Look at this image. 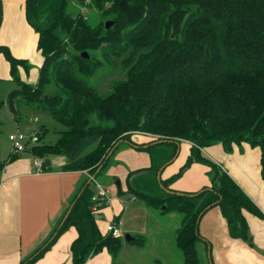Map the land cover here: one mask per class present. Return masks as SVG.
Instances as JSON below:
<instances>
[{"label":"trees","instance_id":"16d2710c","mask_svg":"<svg viewBox=\"0 0 264 264\" xmlns=\"http://www.w3.org/2000/svg\"><path fill=\"white\" fill-rule=\"evenodd\" d=\"M24 2L43 63L36 84H26L19 69L28 73V63L0 46L17 86L8 94V108L16 117L19 102L59 126L54 143L43 142L48 130L41 124L34 144L25 145L24 152L42 161V172L50 171L51 157L63 156L65 171L85 172L87 177L62 217L73 204L65 222L19 264H36L70 227L77 232L70 246L71 264H85L103 250L112 258L119 255V237L102 235L96 225L95 216L106 203L97 197L95 180L121 144L148 153L151 165L130 175V190L147 208L180 215L175 244L183 264H200L198 223L214 207L230 237L250 246L243 212L262 214L201 150L220 144L229 153L243 143L259 148L264 181V0ZM71 3L81 10L94 9L102 20L91 25L84 13L69 11ZM106 22L112 23L108 29ZM104 69L122 78L102 95L89 83ZM133 134L152 140L136 145ZM182 142L191 145L184 165L158 183L157 172L176 157ZM19 154L1 163L0 171ZM194 164L209 169L210 186L189 194L171 191L170 185ZM144 243L143 237L129 242L137 247Z\"/></svg>","mask_w":264,"mask_h":264},{"label":"crops","instance_id":"0c3cea01","mask_svg":"<svg viewBox=\"0 0 264 264\" xmlns=\"http://www.w3.org/2000/svg\"><path fill=\"white\" fill-rule=\"evenodd\" d=\"M0 4V46L7 47L14 58L33 66L28 73L19 69V75L26 84L35 85L43 58L37 49L38 35L25 19V2L0 0ZM9 69V64L0 54V81H11ZM151 140L150 136L143 134H133L131 137V141L136 145H145ZM190 146L187 142L179 145L176 157L160 168L161 180H167L179 171L189 155ZM201 152L241 188L262 217L243 212L251 237L249 246L241 240L231 238L219 208H211L198 223V233L203 240L198 243V249L204 254L207 264H264V181L261 176L260 149L243 143L233 146L231 152L227 153L217 144L204 148ZM27 154H19L16 160L6 164L0 171V264H19L41 247L62 221L70 201L87 177L85 172L65 171L63 168L67 159L63 156L50 158L49 172H38L34 166L35 159ZM10 155L16 154H9L4 162ZM150 165L148 153L121 144L105 172L97 177H102L106 183L117 180L119 184L114 190L112 187L106 189L101 182H95L97 197L106 203V207L95 216L96 225L102 235L106 233V227L101 231L98 225L102 213L110 209L112 222L118 217L117 228L124 213L122 205L116 200H111L115 198V193L120 196L129 195V205L136 203L139 198L131 193L129 177L131 174L132 177L139 175L137 173L147 170ZM209 186V169L194 164L173 182L169 189L176 193L189 194ZM100 189L104 192L103 196L100 195ZM109 193L112 195L110 199L107 198ZM143 204L147 208L144 202ZM108 206L110 208H107ZM170 215H173V219L178 217L175 216L176 213ZM180 221L181 218L178 220V227L172 228L174 240ZM76 238V229L70 227L36 264H71L70 246ZM105 252L107 251L103 250L101 254L91 257L85 264L109 262Z\"/></svg>","mask_w":264,"mask_h":264},{"label":"rangeland","instance_id":"374dc122","mask_svg":"<svg viewBox=\"0 0 264 264\" xmlns=\"http://www.w3.org/2000/svg\"><path fill=\"white\" fill-rule=\"evenodd\" d=\"M69 11L74 14L77 12L84 13L74 3L69 6ZM85 15L91 25H96L102 20L99 13L94 9H87ZM28 66L29 70L33 67L31 64H28ZM109 74L110 72L107 69L100 70L89 84L97 87L98 92L105 95L110 91L111 84L122 78ZM15 89H17V86L12 81H0V164L4 162L9 154L15 153L8 139L11 134H22L27 148L33 145L35 134L38 133L41 124H45L48 130L43 142L54 143L58 137L56 132L59 130V126L53 123L48 116L44 117V115L37 114L31 108L23 107L19 102L15 105L17 115L16 117L13 116L8 108L7 98L8 94ZM20 154L23 156L28 155L26 152ZM116 181L106 183L102 177H99L95 182H101L106 189L112 187L116 190ZM111 196L109 193L107 198L110 199ZM114 196L115 198L111 200L119 202L124 210L118 226L121 250L116 258H112L105 252L109 262L103 264H183L181 252L176 247L174 234H172V228L179 225L178 220L181 218L179 214H176L175 216L178 217L173 219V215H161L158 211L145 208L143 202L139 199H136L135 205H129L130 196L127 194L120 196L115 193ZM107 208H110V206ZM111 222V210L109 209V211L103 212L101 218L98 219L99 229L104 231L105 227ZM125 235L132 238L143 237L145 239L144 246L137 247L126 243L124 240ZM197 250L200 264H207L204 254L198 249V246Z\"/></svg>","mask_w":264,"mask_h":264},{"label":"built area","instance_id":"2783aa9c","mask_svg":"<svg viewBox=\"0 0 264 264\" xmlns=\"http://www.w3.org/2000/svg\"><path fill=\"white\" fill-rule=\"evenodd\" d=\"M84 14L86 10H83ZM9 141L12 146V150L15 152V154L22 153L25 151V138L22 134L16 133L9 135ZM35 142V138L33 140ZM34 144V143H33ZM34 166L37 168L38 172H42V161L35 159L34 160ZM100 195L103 196L104 192L100 189ZM106 233H110L113 237H119V230L117 226L111 222L109 225L106 226Z\"/></svg>","mask_w":264,"mask_h":264},{"label":"water","instance_id":"95a60500","mask_svg":"<svg viewBox=\"0 0 264 264\" xmlns=\"http://www.w3.org/2000/svg\"><path fill=\"white\" fill-rule=\"evenodd\" d=\"M111 25H112L111 22H106V23H105V28L108 29ZM82 56H83L84 58H88V56H87L86 54H82ZM159 143H160V142H159ZM119 144H120V142H119L118 144H116V145L114 146V148L108 153V155H107L106 158H105L106 160L112 155L113 150H114ZM177 153H178V152H177ZM100 169H101V167H99V169L97 170V172H99ZM160 175H161V171H159V172L157 173V181H158V182H160V180H161V179H160ZM93 179H94V177L90 178L89 183H90ZM116 185L119 187L118 182L116 183ZM169 193H170V192H169ZM72 206H73V204L70 206L69 210H68L67 213L65 214V216H64L63 220L61 221V224H60V225H62V224L65 222V220L67 219V217H68V215H69V213H70V211H71ZM96 218H98V217H96ZM199 221H200V220H199ZM124 240H125L126 243H129V242H132V241H133V238L130 237L129 235H125V236H124Z\"/></svg>","mask_w":264,"mask_h":264}]
</instances>
